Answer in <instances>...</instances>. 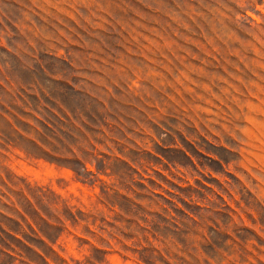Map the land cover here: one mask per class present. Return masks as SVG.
<instances>
[{"label": "rangeland", "instance_id": "1", "mask_svg": "<svg viewBox=\"0 0 264 264\" xmlns=\"http://www.w3.org/2000/svg\"><path fill=\"white\" fill-rule=\"evenodd\" d=\"M0 264H264V0H0Z\"/></svg>", "mask_w": 264, "mask_h": 264}]
</instances>
